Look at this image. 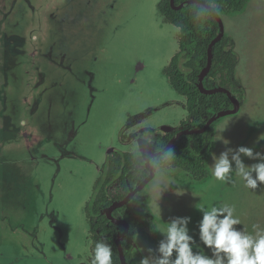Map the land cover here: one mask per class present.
Returning <instances> with one entry per match:
<instances>
[{
    "label": "rangeland",
    "instance_id": "374dc122",
    "mask_svg": "<svg viewBox=\"0 0 264 264\" xmlns=\"http://www.w3.org/2000/svg\"><path fill=\"white\" fill-rule=\"evenodd\" d=\"M159 2L0 0V264H90L85 208L108 151L141 156L137 134L187 120L185 98L164 73L179 30L164 21ZM222 21L245 101L216 122L213 152L225 149L221 129L228 147L264 152V0ZM170 179L160 201L153 180L147 186L156 234L137 237L129 264L158 245L159 228L174 216H191L196 235L197 206L234 205L237 227H264V186L212 174L196 182L179 170ZM196 247L209 254L198 235Z\"/></svg>",
    "mask_w": 264,
    "mask_h": 264
},
{
    "label": "trees",
    "instance_id": "16d2710c",
    "mask_svg": "<svg viewBox=\"0 0 264 264\" xmlns=\"http://www.w3.org/2000/svg\"><path fill=\"white\" fill-rule=\"evenodd\" d=\"M185 1L187 0H175V5L179 6ZM251 1L211 0V3L220 11L219 16L222 18L244 12ZM158 9L164 21L179 30V50L164 69L172 88L185 98L184 107L188 112V118L181 123L178 130L193 126L202 128L205 118H210L222 110L233 109V104L226 94L205 95L196 87L200 73L207 66L208 47L219 35V24L214 16L207 13L202 4H192L175 10L170 0H160ZM213 55L212 68L204 81V87L208 90L217 86L223 87L229 90L242 106L245 96L236 78L238 57L234 50V42L226 32L214 46ZM140 135L142 139L152 142L160 150L167 145L174 134L146 129ZM215 135L216 123L203 134L188 135L179 139L171 148L175 151L173 169L189 175L196 182L211 178L208 162L214 149ZM153 162L158 169L166 168L170 163L161 156L155 158ZM148 176L149 172L141 156L137 157L133 153L117 150L107 156L96 181L94 193L85 208L90 223L91 255L95 242L103 238L112 245L114 264H121L116 240L123 228L108 220L105 209L115 201L123 200L131 188L136 187ZM148 201L146 187L128 204L113 212L114 218L124 219L130 226L129 234L122 242L128 264L137 237L141 236L152 241L147 231L150 230L152 235L156 234L154 217L148 209ZM89 262L91 264V257Z\"/></svg>",
    "mask_w": 264,
    "mask_h": 264
},
{
    "label": "clouds",
    "instance_id": "9594fccd",
    "mask_svg": "<svg viewBox=\"0 0 264 264\" xmlns=\"http://www.w3.org/2000/svg\"><path fill=\"white\" fill-rule=\"evenodd\" d=\"M199 2L211 16L219 15L220 11L212 5L211 0ZM224 130H219L217 141H221L225 149L219 155L211 154L213 177L233 185L240 182L245 188L253 190L264 186V152L247 146L228 147L230 141L224 138ZM161 158L170 163L166 168L159 169L152 181L154 199L159 201L170 185L175 184L170 179L174 171L175 151L168 148ZM244 158L255 162L246 164ZM177 193L180 194L178 190ZM196 208L201 213L196 235L189 228L191 216L170 218L166 227L159 228L162 238L158 245L149 247L148 255L143 256L139 264H264V227L253 224L251 231L247 226L237 227L242 225V221L235 215L234 205ZM197 235L199 244L209 254L196 247ZM91 264H114L112 245L106 239L95 242Z\"/></svg>",
    "mask_w": 264,
    "mask_h": 264
},
{
    "label": "water",
    "instance_id": "95a60500",
    "mask_svg": "<svg viewBox=\"0 0 264 264\" xmlns=\"http://www.w3.org/2000/svg\"><path fill=\"white\" fill-rule=\"evenodd\" d=\"M170 3H171V6L175 10L183 9L192 4H201L199 0H187L183 2L182 4H180L179 6L175 5V0H170ZM213 16L215 17V19L217 20L219 24L220 31H219V35L210 43L208 47L207 66L200 73L198 77V81L196 83V87L200 90L202 94H205V95H213L216 93L226 94L230 98L233 104V109L222 110V111L215 113L210 118H205L204 119L205 124L202 128H198V126H193L190 128L178 130V128H174L171 126H162V127H159L158 129H153V131L159 130L165 134H174L173 137L170 139V141L167 143V145L160 150H158L157 147L152 142L142 139L141 135L136 136L137 145L141 153V157L143 158L145 167L149 172V176L145 180H143L140 184H138L136 187L131 188L129 194L123 200L115 201L111 206L105 209V214L108 220L111 223L115 224L116 226H121L124 228V231L118 235L117 240H116V245L118 248L121 264H128L126 256H125V252L122 246V242L124 238L128 235L130 231V226L126 220L114 218L113 212L116 209L121 208L125 206L126 204H128L138 192L144 190L148 186V184L153 180V178L157 174V169H158L155 162H153V160L161 156L162 153L167 152L168 148H173L179 139L185 136H188V135L203 134L207 130H209L210 127L214 123H216L219 119L224 118L226 116L238 114L241 110L240 101L236 97H234L229 90L223 87H220V86H217L212 90H208L204 87V81L207 75L209 74L212 68V64H213V57H214L213 48L216 45V43H218L224 37V34H225V28H224L222 18L219 15H213ZM113 152H114V149H110L108 151V154L113 153ZM134 246L136 247V245Z\"/></svg>",
    "mask_w": 264,
    "mask_h": 264
},
{
    "label": "flooded vegetation",
    "instance_id": "af4514ba",
    "mask_svg": "<svg viewBox=\"0 0 264 264\" xmlns=\"http://www.w3.org/2000/svg\"><path fill=\"white\" fill-rule=\"evenodd\" d=\"M151 129H152V128H151ZM153 129H154V128H153ZM155 129H156V128H155ZM141 131H142V130H141ZM137 135H138V134H137ZM137 135H136V136H137ZM139 135H140V134H139ZM135 138H136V137H135ZM122 228H123V227H122ZM123 231H124V228H123L122 232H123ZM122 232H121V233H122ZM121 233H120V234H121ZM128 234H129V233H128ZM134 245H136V244L134 243ZM134 245H133V246H134ZM134 247H135V246H134ZM135 248H137V246H136Z\"/></svg>",
    "mask_w": 264,
    "mask_h": 264
},
{
    "label": "crops",
    "instance_id": "0c3cea01",
    "mask_svg": "<svg viewBox=\"0 0 264 264\" xmlns=\"http://www.w3.org/2000/svg\"><path fill=\"white\" fill-rule=\"evenodd\" d=\"M182 106L184 107V104L182 103ZM185 108V107H184ZM186 109V108H185Z\"/></svg>",
    "mask_w": 264,
    "mask_h": 264
}]
</instances>
